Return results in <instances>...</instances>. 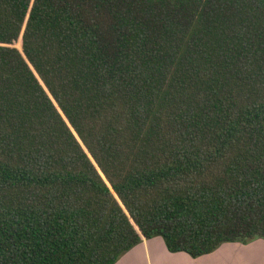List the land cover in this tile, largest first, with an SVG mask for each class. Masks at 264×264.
Returning a JSON list of instances; mask_svg holds the SVG:
<instances>
[{
  "label": "trees",
  "instance_id": "1",
  "mask_svg": "<svg viewBox=\"0 0 264 264\" xmlns=\"http://www.w3.org/2000/svg\"><path fill=\"white\" fill-rule=\"evenodd\" d=\"M157 237L264 241V0H0V264Z\"/></svg>",
  "mask_w": 264,
  "mask_h": 264
},
{
  "label": "crops",
  "instance_id": "2",
  "mask_svg": "<svg viewBox=\"0 0 264 264\" xmlns=\"http://www.w3.org/2000/svg\"><path fill=\"white\" fill-rule=\"evenodd\" d=\"M231 245L222 246L221 249L217 250L213 254H210L211 262L213 264H219L216 262V258L220 255L227 256L230 261L232 260L230 251L234 249L238 243H230ZM220 254V255H219ZM208 256V255H207ZM205 256L199 259H193L186 253H171L168 251L165 242L162 238L157 237L151 240H146L133 250L124 255L117 264H203ZM210 262V261H206ZM205 264V263H204ZM229 264V263H227ZM237 264V263H236Z\"/></svg>",
  "mask_w": 264,
  "mask_h": 264
},
{
  "label": "rangeland",
  "instance_id": "3",
  "mask_svg": "<svg viewBox=\"0 0 264 264\" xmlns=\"http://www.w3.org/2000/svg\"><path fill=\"white\" fill-rule=\"evenodd\" d=\"M231 245V244H224V246ZM234 245V244H233ZM221 249V248H220ZM232 256V260L230 261L227 256H223L224 254L220 255L216 258V262L219 264H264V241L263 240H256L249 245L237 244L234 246V249L230 251ZM205 260L203 259V264H213L211 262V257L213 256H205ZM199 259V258H198ZM210 261V262H206Z\"/></svg>",
  "mask_w": 264,
  "mask_h": 264
}]
</instances>
